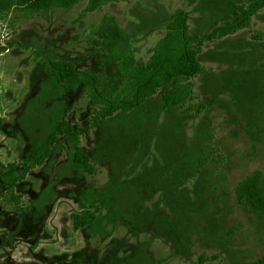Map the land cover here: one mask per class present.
<instances>
[{"label": "rangeland", "instance_id": "374dc122", "mask_svg": "<svg viewBox=\"0 0 264 264\" xmlns=\"http://www.w3.org/2000/svg\"><path fill=\"white\" fill-rule=\"evenodd\" d=\"M257 0H108L69 8L0 10V174L37 162L56 123L83 128L89 172L72 163L57 131L49 155L12 186L0 182V264H256L264 254V213L234 188L264 169V8L249 24L208 38ZM3 6V5H2ZM177 11L202 43V71L180 106L160 88L127 113L99 118L82 83L56 77L52 62L100 78L113 100H130L102 47L104 17L147 62ZM109 96V95H108ZM20 196L21 210L7 202ZM94 222L76 231L71 213Z\"/></svg>", "mask_w": 264, "mask_h": 264}, {"label": "trees", "instance_id": "16d2710c", "mask_svg": "<svg viewBox=\"0 0 264 264\" xmlns=\"http://www.w3.org/2000/svg\"><path fill=\"white\" fill-rule=\"evenodd\" d=\"M82 0H0V10L10 7H25L31 12L46 11L53 8H69ZM86 12H93L108 0H86ZM3 5V6H2ZM264 8V0H257L247 8L237 6L233 9L234 19L225 21L213 29L208 38H222L234 34L246 27L251 17ZM104 17L98 27L102 35L101 45L107 51L111 60L117 67L118 75L127 78L132 83V97L130 100H113V92L105 95L106 89L101 88L100 78L88 72H77L70 64L52 62L49 71L56 77L74 79L81 82L86 95L93 103L103 104L99 118L113 116L117 112L127 113L142 105L148 98L155 95L160 88L168 86L161 96L165 106H180L191 93L192 83L189 78L196 76L202 71L197 62V55L202 43L199 39L188 32L186 16L177 11L168 22L163 37L154 47L147 62L135 61L130 50V37L123 32L119 25ZM57 131L64 133L66 140L71 146L72 163L78 169L90 171L89 158L80 148V136L83 128L72 127L68 122L56 123L49 135L44 139L42 150L37 162L30 167L18 172L12 164L6 165V170L0 174V182L12 186L25 178L26 173L33 166L40 165L49 155L54 135ZM235 199L238 204L245 200L253 209L264 213V169H258L244 177L234 188ZM7 202L21 210L20 196L10 195ZM71 228L76 231L94 222V215L84 211L71 213ZM264 264V254L256 262Z\"/></svg>", "mask_w": 264, "mask_h": 264}]
</instances>
